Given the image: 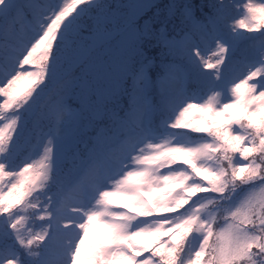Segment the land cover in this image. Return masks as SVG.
<instances>
[{
    "label": "snow or ice",
    "instance_id": "1",
    "mask_svg": "<svg viewBox=\"0 0 264 264\" xmlns=\"http://www.w3.org/2000/svg\"><path fill=\"white\" fill-rule=\"evenodd\" d=\"M0 264H264V0H0Z\"/></svg>",
    "mask_w": 264,
    "mask_h": 264
},
{
    "label": "trees",
    "instance_id": "2",
    "mask_svg": "<svg viewBox=\"0 0 264 264\" xmlns=\"http://www.w3.org/2000/svg\"><path fill=\"white\" fill-rule=\"evenodd\" d=\"M234 2L237 3V4H243V3H245V2H248V0H234ZM251 2L256 3V2H258V0H251ZM148 14L151 15V13H148ZM234 15L237 16L238 18H242V17L240 16V13H239V12H235ZM22 86H23V85H22ZM23 118H27V114H24V116L22 117V119H23ZM30 126H31V121L29 120V127H30ZM21 142H22V143L24 142V137H23V136L21 137ZM29 143H35V137H34V136H33L32 139L29 141ZM56 144H57V146H59V142H58V141H56ZM38 151L42 152V148H40ZM23 155H24V156H27V155H28V152L26 151ZM37 158H38V157H37ZM17 162H19V160H18ZM220 223H222V221H220Z\"/></svg>",
    "mask_w": 264,
    "mask_h": 264
}]
</instances>
